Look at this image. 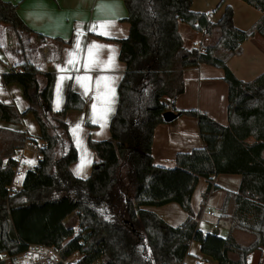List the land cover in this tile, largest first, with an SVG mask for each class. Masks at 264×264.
Instances as JSON below:
<instances>
[{
	"label": "trees",
	"instance_id": "obj_1",
	"mask_svg": "<svg viewBox=\"0 0 264 264\" xmlns=\"http://www.w3.org/2000/svg\"><path fill=\"white\" fill-rule=\"evenodd\" d=\"M192 1L124 0L129 32L119 41V59L125 70L117 85L110 137L88 141L95 160L85 179L69 169L77 154L64 121L67 110L83 108V99L69 89L64 107L53 111L55 75L26 58L2 75L5 84L22 87L28 107L20 113L0 102V120L18 123L32 113L41 146L37 163L25 172L18 191H7L14 161L0 167V253L42 244L60 250L63 257L78 253L77 264H183L189 243L196 241L201 253L218 264H240L227 257L234 248L229 238L198 230L190 204L198 179L218 174L241 176L237 192L226 194L219 217L257 233L264 246V72L244 82L226 63L227 57L241 54L242 43L254 33L264 38V0H242L262 14L247 30L234 26L230 5L211 21L206 13L192 10ZM180 22L196 32L215 34V41L201 49L186 48ZM0 23L32 33L12 2L0 0ZM222 50L224 57H219ZM200 63L224 71L227 124L196 109L177 111V116L197 120L203 147L176 154L173 167L157 166L151 147L155 127L165 123L164 98L181 94L183 70ZM26 137L0 129V157L11 155ZM210 188L211 182L203 198ZM169 202L187 213L176 227L145 208ZM230 202L233 210L228 215ZM73 213L75 229L64 224ZM254 247L243 249L244 256Z\"/></svg>",
	"mask_w": 264,
	"mask_h": 264
},
{
	"label": "crops",
	"instance_id": "obj_2",
	"mask_svg": "<svg viewBox=\"0 0 264 264\" xmlns=\"http://www.w3.org/2000/svg\"><path fill=\"white\" fill-rule=\"evenodd\" d=\"M3 1L16 5L18 16L32 30V33L16 32L10 26L0 23V89H2L0 102L13 106L20 113L27 109L28 102L23 95L22 87L15 82L5 84L2 78L11 66L19 63L23 58L28 59L41 71L55 75L52 90L53 111H59L64 107L65 96L69 89L77 93L83 99L84 106L82 109L67 110L64 114V121L77 154L76 161L69 165V169L75 177L85 179L83 177L90 175L95 160V154L90 149L88 141L89 139L106 140L110 137L109 122L116 109L117 85L125 70L124 63L119 59V41L127 37L129 32L124 0ZM221 1V5H218L220 8L216 10L213 7L216 4L214 1H211V5L206 3V8L196 10L193 9V0L192 10L204 12L209 20L216 21L222 14L224 6L230 5L233 11V24L241 30L249 29L262 15L260 11L242 0ZM181 23H179L178 30L183 44L186 48H191L185 44ZM99 24H107L108 27L104 29L97 27L94 31L91 30L93 26ZM199 34L198 40L201 39L203 45L210 43L211 39H216L215 34ZM77 40L80 42L79 49L76 47ZM89 46H92L93 66L86 71L82 65L87 58ZM241 46V54L227 57L226 63L238 79L251 82L264 72V64L261 60L264 38L254 33ZM70 53L73 55H69ZM218 56L224 57L223 50L218 53ZM68 59H73L74 64H67ZM244 62L248 70H240L237 67V64L242 65ZM57 65L60 67L58 68ZM256 67L260 69L256 70ZM62 75L69 78L63 82L62 102L57 108L56 89L59 77ZM82 75L91 77L90 80L83 82L89 88L87 95L83 94L84 87L76 81V77ZM223 75L224 71L221 68L205 63L185 68L183 70L184 91L174 98L171 103L172 111L196 109L206 113L220 124H227V84L223 80ZM98 77L108 78L106 81H101L99 91L107 94L111 101L109 105H104L102 101L95 99ZM39 83L42 86L44 79L40 78ZM109 89H114V95ZM164 101L167 102L168 98H164ZM93 103L97 104V114L100 113L102 107L111 108L106 121H102L103 128L100 123L91 122L94 118ZM77 124H80V130L74 134L72 129ZM0 129L20 132L34 138H39L40 135L39 126L32 113H26L19 123L0 120ZM77 140L82 143L78 144ZM199 147H203V142L199 135L197 120L190 116H177L174 120L155 127L151 147L152 160L157 166L170 168L175 164L176 154L189 152ZM82 158L90 159L92 162L87 164L83 174L78 176L75 174V169L81 164ZM240 180L239 174H218L212 176L211 180L200 177L191 195V208L196 216L198 230L202 233H215L231 240L234 248L227 251V257L231 262L264 264V246L259 243L257 233L236 225L230 219L219 217L226 194L237 192ZM209 182H211V188L203 198ZM145 208L174 227L180 225L187 216V213L176 202ZM232 210L233 204L230 202L227 214L230 215ZM64 224L76 228L77 216L74 213L70 214L65 218ZM243 237H247L246 243L242 242ZM253 245L255 247L244 256L242 250L251 248ZM183 264L218 263L201 253L198 242L191 241Z\"/></svg>",
	"mask_w": 264,
	"mask_h": 264
},
{
	"label": "built area",
	"instance_id": "obj_3",
	"mask_svg": "<svg viewBox=\"0 0 264 264\" xmlns=\"http://www.w3.org/2000/svg\"><path fill=\"white\" fill-rule=\"evenodd\" d=\"M194 47L201 49L202 40L195 42ZM173 98H168V101H164L166 110H172L171 103ZM41 142L34 137H26L25 142L20 148H17L11 155L0 157V167L5 168L8 165V161L12 159L14 165L11 167L13 177L11 183L7 186L9 194L18 191L21 185L15 180L17 174H22L26 167L24 158L36 154V163L40 157L39 147ZM79 259L78 253H73L67 257H63L60 250L42 244H30L28 247L20 252L10 253L1 252L0 262L2 264H77Z\"/></svg>",
	"mask_w": 264,
	"mask_h": 264
},
{
	"label": "snow or ice",
	"instance_id": "obj_4",
	"mask_svg": "<svg viewBox=\"0 0 264 264\" xmlns=\"http://www.w3.org/2000/svg\"><path fill=\"white\" fill-rule=\"evenodd\" d=\"M97 27H99L101 29H104V28H107L108 25L107 24L95 25V26H93V29H91V30L94 31ZM76 47H77V49H79V47H80L79 40H77ZM69 55H73V54L70 53ZM92 55H93L92 46H89L88 52H87V58L85 59V62L82 65L83 68L86 71L90 70L91 67L93 66V62L91 60ZM67 64H69V65L74 64V60L73 59H68L67 60ZM57 67L59 68L60 65H57ZM77 71H78V69H77ZM68 78L69 77H65L63 75L59 77V80H58V83H57V89H56V92H57V98H56L57 108H59V105L62 102L61 89H62V86H63V82L65 81V79H68ZM90 79H91V77L88 76V75H82V76H77L76 77L77 83L80 84L82 87H84V93H83L84 95L88 94L89 88L83 82L84 81H88ZM107 79H108L107 77H98L97 80H96L97 95H96L95 99L98 100V101H102V103L104 105H109L111 103V101L108 99L107 94L100 93L99 89H100L101 81L102 80L106 81ZM105 87H107V85H105ZM109 91L114 95V89H109ZM0 92H2V89H0ZM92 109H93V112H94V118L92 119L91 122L92 123H100L101 124V128H103L104 127V123H102V121H106L107 114L111 111V108L107 107V106L106 107H102L101 110H100V113L97 114L96 113L97 104L93 103L92 104ZM79 130H80V124H77L76 127L74 129H72L74 134H77L79 132ZM77 143L81 144L82 142L80 140H77ZM85 155H87V154H85ZM91 162L92 161L90 159L89 160H85L84 158H82L81 164L77 165V168L75 169V174L78 175V176H81L83 174V171H84V168L86 167V165L90 164ZM26 163L34 164L35 162L34 161H26ZM83 178H87V177L85 176ZM22 180H23V176H20V177L17 178V182L18 183L21 182Z\"/></svg>",
	"mask_w": 264,
	"mask_h": 264
},
{
	"label": "rangeland",
	"instance_id": "obj_5",
	"mask_svg": "<svg viewBox=\"0 0 264 264\" xmlns=\"http://www.w3.org/2000/svg\"><path fill=\"white\" fill-rule=\"evenodd\" d=\"M211 1H214V2H216V4L213 6L214 7V9L216 10V9H218V8H220L218 5H219V3L221 2V0H194V4H193V9H196V10H199V9H203V8H206L205 7V5H206V3H209L210 5H211ZM195 10V11H196ZM216 19V18H215ZM189 25L188 24H186V23H181V32H182V34L184 35V37H185V44H186V46H193L194 47V42H197L198 41V38H199V36H200V34L198 33V32H196V31H194V29H190L189 27H188ZM215 36V35H214ZM216 37V36H215ZM214 37V38H215ZM213 41H215V39H211V42H213ZM203 43V42H202ZM204 44H206V43H204ZM261 60L263 61V63L262 64H264V50H263V54H262V57H261ZM237 67L240 69V70H245V69H247V64H245V62L242 64V65H240V63L239 64H237ZM256 70H258V69H260L259 67H256L255 68ZM264 69V68H263ZM248 70V69H247ZM252 71V70H251ZM261 73V72H260ZM19 123V122H18ZM58 155L60 154V152H58L57 153ZM24 161H25V163H26V161H34L35 163L34 164H29V163H26V165H28L29 167H26V169H25V171L22 173V174H17L16 176H15V180H17V178L18 177H20V176H23V178H24V175H25V172L27 171V170H29V169H32L34 166H35V164H36V154L35 153H33L32 155H30V156H28V157H26V158H24ZM19 184L21 185L22 184V181L21 182H19ZM77 228V227H76ZM75 229V228H74ZM247 239V237H243V240H242V242L243 243H246V240Z\"/></svg>",
	"mask_w": 264,
	"mask_h": 264
},
{
	"label": "water",
	"instance_id": "obj_6",
	"mask_svg": "<svg viewBox=\"0 0 264 264\" xmlns=\"http://www.w3.org/2000/svg\"><path fill=\"white\" fill-rule=\"evenodd\" d=\"M163 119L165 122H170L172 120H174L177 117L176 112L172 111V110H166L163 114Z\"/></svg>",
	"mask_w": 264,
	"mask_h": 264
}]
</instances>
